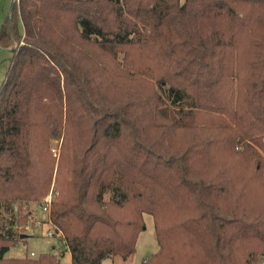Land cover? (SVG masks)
Instances as JSON below:
<instances>
[{
    "label": "trees",
    "instance_id": "1",
    "mask_svg": "<svg viewBox=\"0 0 264 264\" xmlns=\"http://www.w3.org/2000/svg\"><path fill=\"white\" fill-rule=\"evenodd\" d=\"M10 12L0 264H59L53 251L6 255L51 188L72 264L131 256L144 213L157 249L142 264H264V0H18Z\"/></svg>",
    "mask_w": 264,
    "mask_h": 264
},
{
    "label": "rangeland",
    "instance_id": "2",
    "mask_svg": "<svg viewBox=\"0 0 264 264\" xmlns=\"http://www.w3.org/2000/svg\"><path fill=\"white\" fill-rule=\"evenodd\" d=\"M14 0H0V27L6 17H10V8ZM16 44L9 46L12 47ZM0 45V86L6 76L10 65L12 51ZM52 147H57V140H52ZM53 182L51 183L52 186ZM50 190V189H49ZM31 216L26 227L16 226L17 232L24 233V240H20L19 244L11 247L6 253L7 256H21L31 251L38 254L43 251H53L59 253V264H72L70 255L65 250L62 241L57 234L49 236L46 232L51 229L48 220V211L41 209L39 202L31 203ZM4 215V213H3ZM7 216V215H5ZM145 228L142 229L137 237L135 252L124 259L115 255L102 259L100 264H142L157 249V241L155 239L153 218L150 214L144 213Z\"/></svg>",
    "mask_w": 264,
    "mask_h": 264
},
{
    "label": "built area",
    "instance_id": "3",
    "mask_svg": "<svg viewBox=\"0 0 264 264\" xmlns=\"http://www.w3.org/2000/svg\"><path fill=\"white\" fill-rule=\"evenodd\" d=\"M52 196H53V191H52V188L44 195V197L41 199V201L39 202L40 204V207L42 210L44 211H48L49 212V209H50V203H51V199H52ZM14 210L16 211V208H14ZM47 235L49 236H52L53 234H56L54 233V229H49L47 232H46ZM31 255L34 254V252H30Z\"/></svg>",
    "mask_w": 264,
    "mask_h": 264
},
{
    "label": "water",
    "instance_id": "4",
    "mask_svg": "<svg viewBox=\"0 0 264 264\" xmlns=\"http://www.w3.org/2000/svg\"><path fill=\"white\" fill-rule=\"evenodd\" d=\"M14 1H18V0H14ZM14 1H13V2H14ZM12 7H13V3H12V5H11L10 11H11ZM6 49H11V47H7Z\"/></svg>",
    "mask_w": 264,
    "mask_h": 264
},
{
    "label": "crops",
    "instance_id": "5",
    "mask_svg": "<svg viewBox=\"0 0 264 264\" xmlns=\"http://www.w3.org/2000/svg\"><path fill=\"white\" fill-rule=\"evenodd\" d=\"M69 253V252H68ZM70 255V254H69Z\"/></svg>",
    "mask_w": 264,
    "mask_h": 264
}]
</instances>
